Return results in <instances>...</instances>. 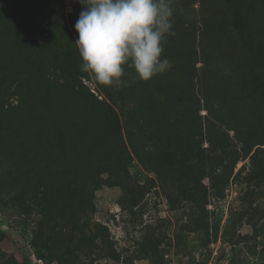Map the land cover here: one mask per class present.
<instances>
[{"label": "rangeland", "instance_id": "374dc122", "mask_svg": "<svg viewBox=\"0 0 264 264\" xmlns=\"http://www.w3.org/2000/svg\"><path fill=\"white\" fill-rule=\"evenodd\" d=\"M210 1L194 64L220 71L211 115L170 97L166 42L169 70L104 86L67 75L47 41L78 39L80 0H0V264H264V0ZM172 133L233 152L196 201L171 172Z\"/></svg>", "mask_w": 264, "mask_h": 264}, {"label": "trees", "instance_id": "16d2710c", "mask_svg": "<svg viewBox=\"0 0 264 264\" xmlns=\"http://www.w3.org/2000/svg\"><path fill=\"white\" fill-rule=\"evenodd\" d=\"M206 1L210 3L211 7L204 8L201 0L193 3L194 5L198 2L200 3L203 9L199 15L202 16L201 20L197 18L195 21H190L188 19L190 15L188 13L184 14L182 11L188 7L190 2L188 3L187 0H172L174 10L172 31L174 35L168 36L165 42L166 47L174 55V69L181 68L179 75L176 76L177 84L170 91V97L175 104L182 101L184 104L196 106L199 111L207 110V113L211 115L217 108L215 97L216 91L219 90L221 84L215 76L220 71L214 69L211 71L214 74L209 76L207 72L205 73V68L201 67L198 70L197 65L194 64V55L197 53L196 41L198 39L201 41V37L205 33L202 28L212 22L213 17L209 15L211 10L214 13L218 11L215 1ZM216 18L221 19V16L218 15ZM198 24L202 26L201 29L198 28ZM76 40L75 33L69 31L65 41L62 43L53 28L50 27L48 29L47 41L62 70L73 78L87 77L88 74L80 70L82 59L75 44ZM255 53L257 54L258 52L255 51ZM30 55L31 45L25 52V58L29 59ZM210 123L213 124L214 122L211 121ZM191 136L188 134V136L180 138L172 133L167 150L172 159L171 172L176 180L178 190L186 199L196 201L198 194L201 195V188L197 187V183L205 178H209L213 184L216 177L221 175L217 171L218 166H221L222 170H225L229 165L230 158L233 157V152L232 150L230 151V144H226L222 148L221 153L215 154L209 150V147L196 145L192 141ZM208 141L210 144H213L216 140L209 139ZM173 160H176V162ZM70 202L73 203L75 200L71 199ZM51 206V204L43 206L46 226L50 229L54 220L59 218L57 216L54 217L51 212L53 207ZM38 259L43 261L41 257Z\"/></svg>", "mask_w": 264, "mask_h": 264}, {"label": "clouds", "instance_id": "9594fccd", "mask_svg": "<svg viewBox=\"0 0 264 264\" xmlns=\"http://www.w3.org/2000/svg\"><path fill=\"white\" fill-rule=\"evenodd\" d=\"M75 24L80 70L104 86L119 85L126 68L148 81L170 69L162 59L174 35L172 0H80Z\"/></svg>", "mask_w": 264, "mask_h": 264}, {"label": "built area", "instance_id": "2783aa9c", "mask_svg": "<svg viewBox=\"0 0 264 264\" xmlns=\"http://www.w3.org/2000/svg\"><path fill=\"white\" fill-rule=\"evenodd\" d=\"M39 262H43L41 259H37Z\"/></svg>", "mask_w": 264, "mask_h": 264}]
</instances>
